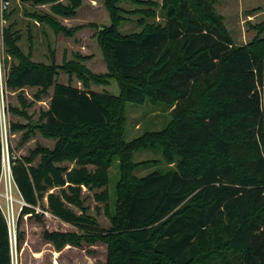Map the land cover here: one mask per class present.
Returning a JSON list of instances; mask_svg holds the SVG:
<instances>
[{"label":"trees","instance_id":"16d2710c","mask_svg":"<svg viewBox=\"0 0 264 264\" xmlns=\"http://www.w3.org/2000/svg\"><path fill=\"white\" fill-rule=\"evenodd\" d=\"M66 1L52 10L73 15L81 2ZM118 1L105 0L111 21L98 42L121 100L173 108L172 123L157 140L139 138L123 147L157 143L175 169L126 178L113 227L100 229L86 215L82 188L101 189L94 199L107 206L109 169L119 153L107 132L119 100L55 84L58 70L70 69L31 62L6 30L2 98L24 88L46 96L52 88L36 129L56 139L52 149L36 144L27 155H15L7 144L12 183L23 204L16 246L22 217L38 219L40 209L77 231L43 232L55 250L101 240L108 244L106 264H264V39L235 46L211 0H176L167 5L163 26L121 35ZM7 57L17 63L7 66ZM17 100L30 107L23 97ZM12 113L25 116L7 102L3 114ZM6 126L8 135L24 129L9 120ZM31 134L24 132L21 141ZM1 136L0 128V175ZM207 252L213 261L201 260ZM0 264H11L1 210Z\"/></svg>","mask_w":264,"mask_h":264},{"label":"rangeland","instance_id":"374dc122","mask_svg":"<svg viewBox=\"0 0 264 264\" xmlns=\"http://www.w3.org/2000/svg\"><path fill=\"white\" fill-rule=\"evenodd\" d=\"M176 0H119L117 2L118 32L132 36L146 32L149 28L161 27L164 24L168 4ZM8 6L0 13V99L2 98L3 73V35L6 31L11 38L17 37L16 46L21 54L33 63L56 66L68 69L58 70L55 84L76 87L86 92L110 95L118 99L119 111H115L112 132H107L113 146H119L109 169L107 187L108 202H97L94 194L101 189L87 190L82 188V198L86 215L103 231L113 227V217L118 213L117 200L126 178H140L152 173H166L175 169V163L168 164L162 157L157 143L138 148H128L129 143L139 138L157 140V134L166 130L172 123L173 108L161 103L131 104L120 98L116 78L109 70L102 49L98 42L99 32L110 25V15L105 7V0H80V7L73 15L65 16L56 13L52 7L60 3L67 5L66 0H7ZM217 15L221 17L223 27L235 46L245 45L252 40L264 39V0H211ZM226 5H225V3ZM250 16L251 20H246ZM7 66L16 64L15 58H6ZM38 96L36 88H24L5 94L2 106L8 102L25 116H2V123H18L24 129L8 135L2 130L1 143L9 144L15 155H27L36 144L52 149L56 139L45 138L36 129L41 112L49 104V96ZM21 96L29 108H22L17 100ZM118 115V116H117ZM7 127V126H6ZM27 130L32 134L26 141L21 136ZM145 140V141H146ZM132 146V145H131ZM124 150V151H123ZM125 153L128 154L127 158ZM6 155V154H5ZM68 167H72L65 163ZM12 199V201H11ZM42 205L46 207L45 201ZM22 206L20 196L12 181H0V209L5 216L8 234L11 264H106L108 244L101 240L90 242L81 240L78 245H66L55 250L43 239V232L77 233L72 226L52 217L48 212L38 209L40 216H23L19 224L22 241L16 246V219ZM77 214L79 211L73 209ZM212 252L205 253L203 262L213 261Z\"/></svg>","mask_w":264,"mask_h":264},{"label":"built area","instance_id":"2783aa9c","mask_svg":"<svg viewBox=\"0 0 264 264\" xmlns=\"http://www.w3.org/2000/svg\"><path fill=\"white\" fill-rule=\"evenodd\" d=\"M7 6H8V2L7 1L0 0V13ZM0 23H2V22H0ZM1 94H2V89H1ZM1 104H2V98L0 99V128H1V132L3 130L4 133H5L6 132V126H5L4 123H2L3 106ZM2 179L5 180V181H8L9 183H11V181H12L11 171H10V164H9V159H8L7 146H6V151L4 153V146L3 145H2V170H1V175H0V181Z\"/></svg>","mask_w":264,"mask_h":264},{"label":"crops","instance_id":"0c3cea01","mask_svg":"<svg viewBox=\"0 0 264 264\" xmlns=\"http://www.w3.org/2000/svg\"><path fill=\"white\" fill-rule=\"evenodd\" d=\"M217 1H221V0H217ZM237 1H240V0H237ZM225 5H226V3H225ZM246 17H247L246 20H251V17L250 16H246Z\"/></svg>","mask_w":264,"mask_h":264},{"label":"bare ground","instance_id":"6f19581e","mask_svg":"<svg viewBox=\"0 0 264 264\" xmlns=\"http://www.w3.org/2000/svg\"><path fill=\"white\" fill-rule=\"evenodd\" d=\"M11 201H12V199H11Z\"/></svg>","mask_w":264,"mask_h":264}]
</instances>
